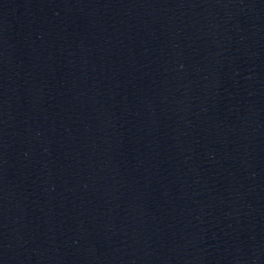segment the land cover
<instances>
[{"label":"water","instance_id":"95a60500","mask_svg":"<svg viewBox=\"0 0 264 264\" xmlns=\"http://www.w3.org/2000/svg\"><path fill=\"white\" fill-rule=\"evenodd\" d=\"M0 264H264V0H0Z\"/></svg>","mask_w":264,"mask_h":264}]
</instances>
